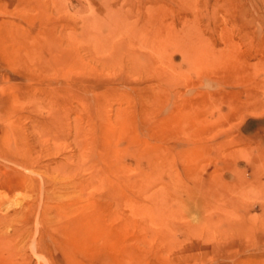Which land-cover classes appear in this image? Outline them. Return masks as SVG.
<instances>
[{
	"label": "rangeland",
	"instance_id": "obj_1",
	"mask_svg": "<svg viewBox=\"0 0 264 264\" xmlns=\"http://www.w3.org/2000/svg\"><path fill=\"white\" fill-rule=\"evenodd\" d=\"M0 264H264V0H0Z\"/></svg>",
	"mask_w": 264,
	"mask_h": 264
}]
</instances>
